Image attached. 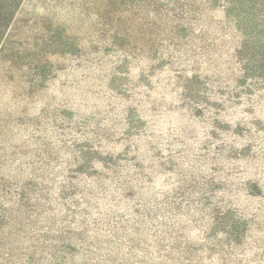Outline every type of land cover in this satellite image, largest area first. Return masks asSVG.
<instances>
[{"label":"rangeland","instance_id":"374dc122","mask_svg":"<svg viewBox=\"0 0 264 264\" xmlns=\"http://www.w3.org/2000/svg\"><path fill=\"white\" fill-rule=\"evenodd\" d=\"M225 1L13 4L0 264H264V67L227 17L264 0Z\"/></svg>","mask_w":264,"mask_h":264},{"label":"trees","instance_id":"16d2710c","mask_svg":"<svg viewBox=\"0 0 264 264\" xmlns=\"http://www.w3.org/2000/svg\"><path fill=\"white\" fill-rule=\"evenodd\" d=\"M16 1L17 0L1 1L0 29L5 25L7 26V15L9 13L10 16L13 15L14 9H12V6ZM224 2L226 1L224 0ZM231 12V10L227 12L228 19L232 21L233 18V20H235V29L241 32L245 39L247 38L245 42H242V47L249 53L250 63L253 66L257 65L264 67V1L254 2L252 5L247 6V9L244 11L236 9V13L233 15ZM243 28H247L249 31H246V29L243 30Z\"/></svg>","mask_w":264,"mask_h":264}]
</instances>
